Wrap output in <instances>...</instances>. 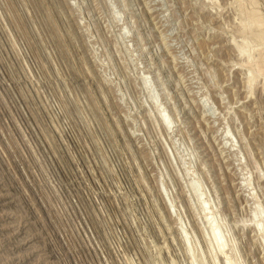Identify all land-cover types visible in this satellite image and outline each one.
Wrapping results in <instances>:
<instances>
[{"label": "rangeland", "instance_id": "obj_1", "mask_svg": "<svg viewBox=\"0 0 264 264\" xmlns=\"http://www.w3.org/2000/svg\"><path fill=\"white\" fill-rule=\"evenodd\" d=\"M0 264H264V0H0Z\"/></svg>", "mask_w": 264, "mask_h": 264}, {"label": "bare ground", "instance_id": "obj_2", "mask_svg": "<svg viewBox=\"0 0 264 264\" xmlns=\"http://www.w3.org/2000/svg\"><path fill=\"white\" fill-rule=\"evenodd\" d=\"M239 54L242 55V54H243V51L240 50V51H239ZM214 235H215V231H214ZM215 238H216V241H217V245H218V247L221 248V244L219 243L220 240H219L217 237H215Z\"/></svg>", "mask_w": 264, "mask_h": 264}]
</instances>
